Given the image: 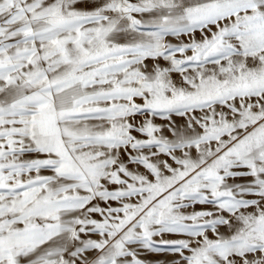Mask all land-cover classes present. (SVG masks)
<instances>
[{
  "label": "snow or ice",
  "instance_id": "snow-or-ice-1",
  "mask_svg": "<svg viewBox=\"0 0 264 264\" xmlns=\"http://www.w3.org/2000/svg\"><path fill=\"white\" fill-rule=\"evenodd\" d=\"M0 264H264V0H0Z\"/></svg>",
  "mask_w": 264,
  "mask_h": 264
},
{
  "label": "rangeland",
  "instance_id": "rangeland-1",
  "mask_svg": "<svg viewBox=\"0 0 264 264\" xmlns=\"http://www.w3.org/2000/svg\"><path fill=\"white\" fill-rule=\"evenodd\" d=\"M158 257L157 256H152V257H150V259H157Z\"/></svg>",
  "mask_w": 264,
  "mask_h": 264
}]
</instances>
